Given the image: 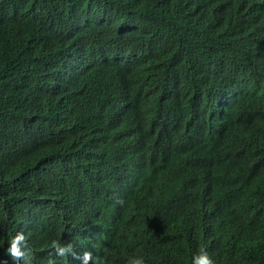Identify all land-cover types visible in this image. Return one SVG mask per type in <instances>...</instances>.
Instances as JSON below:
<instances>
[{"label": "trees", "instance_id": "trees-1", "mask_svg": "<svg viewBox=\"0 0 264 264\" xmlns=\"http://www.w3.org/2000/svg\"><path fill=\"white\" fill-rule=\"evenodd\" d=\"M176 3L0 0V264H65L52 252L55 233L78 230L104 189L119 185L116 141L148 130L156 107L205 121L183 123L165 165L166 195L189 191L171 214L185 237L183 260L207 251L216 264H264V241L242 238L229 209H264V131L254 124L264 117V78L245 69L239 85L224 77L235 59L214 55L215 0ZM237 8L221 14L231 19ZM252 91L262 100L244 98ZM220 124L217 144L204 139ZM127 164L138 168L122 192L146 191L156 220L148 180L133 184L144 178L143 164L134 157ZM191 164L215 182L212 192L201 191ZM227 193L222 215L215 202ZM18 232L26 241L21 263L6 252Z\"/></svg>", "mask_w": 264, "mask_h": 264}, {"label": "clouds", "instance_id": "clouds-1", "mask_svg": "<svg viewBox=\"0 0 264 264\" xmlns=\"http://www.w3.org/2000/svg\"><path fill=\"white\" fill-rule=\"evenodd\" d=\"M166 1L177 8L176 0ZM239 1L215 0L217 4H213L220 14L222 11L238 7L231 19L225 18L222 14L215 15L220 36L213 43L219 51L214 55L224 60L234 58L235 64L239 63L237 68L235 64L230 63L222 67L224 77L235 80L237 85L243 83L241 78L244 69L247 72L252 71L258 78H264V4L262 0H242L244 1L242 7ZM263 84L264 81L260 85ZM247 91L238 90L236 93ZM249 95L258 98L259 101L263 98L259 91H252L244 98ZM205 111L209 118H213L206 109ZM153 117L148 130L145 128L142 131L139 127L135 133L130 132L126 139L116 141L113 148L116 163L114 169L115 173L119 174V185L116 186V179L114 187L104 189V194L99 195L101 205L80 222L78 230L71 232L65 227L55 233L51 241L52 252L61 257L65 264H100V261L102 264L111 260L117 264H216L207 251L191 253L189 260H183L185 237L182 228L172 220L171 214L179 205L182 206L189 201V191L181 190L177 194L175 192L166 195L172 172L168 171L165 165L166 160L174 153L171 148L172 142L179 137V130L186 131L183 123L193 121L203 126L205 121L196 115L179 117L173 113L160 112L158 107L153 111ZM254 124L263 126L261 130L264 131V117ZM224 131L225 125L220 124L204 139L217 144L218 136ZM146 134L150 135V143L145 137ZM154 137L157 138L156 141ZM131 157L143 164L144 178H135L133 184L141 182L145 184L146 179L148 180L153 207L159 208L156 220L149 217L150 195L146 191L143 192V196L138 194L128 196L122 192L124 185L122 182L129 179L132 173L135 174L138 168V164H127ZM124 161L125 165H119ZM187 167L204 194L214 190L215 182L200 166L191 164ZM261 195L264 197V194ZM228 197L227 193L224 200L215 202V210L220 211L222 215L224 208L226 209V205L229 204V200H225ZM145 201L149 202L146 207ZM229 209L233 225L242 238L250 241L258 238L264 241V209L256 210L250 206L244 213ZM9 245L6 249L7 254L20 263L23 259L27 260L23 232L11 237Z\"/></svg>", "mask_w": 264, "mask_h": 264}]
</instances>
